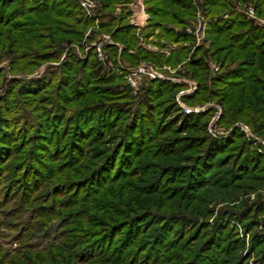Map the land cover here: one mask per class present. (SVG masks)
<instances>
[{
	"label": "trees",
	"instance_id": "1",
	"mask_svg": "<svg viewBox=\"0 0 264 264\" xmlns=\"http://www.w3.org/2000/svg\"><path fill=\"white\" fill-rule=\"evenodd\" d=\"M99 1L104 20L90 39L110 33L123 44L120 60L132 66L148 61L176 67L190 56L185 71L199 87L183 97L186 104L218 100L220 123L242 120L264 136V25L235 10L252 5L264 19V0H197L209 20L199 45L186 30L197 17L196 0H150L151 18L140 33L129 25V11L113 15L117 3L131 0ZM93 26L78 0H0V52L11 70L59 62L48 67L49 76L12 81L0 102V196L8 203L14 195L11 202L21 205L7 226L21 231L20 238L41 233L45 240L46 252L32 253L27 264H66L61 250L66 261L83 264H248L233 221L250 230L258 215L247 205L225 206L208 224L212 209L203 214L200 207L214 202L218 189L231 190L234 199L240 187L264 184V153L240 128L226 135L208 132L211 109L184 112L175 100L183 85L145 81L134 95L117 72L118 47L106 46L112 66L98 60L94 49L82 57L72 45H81ZM152 36L157 45L163 39L183 45L166 56L144 48L142 38L153 42ZM207 55L220 65L212 87ZM17 132L22 135L16 139ZM87 145L101 152L82 169ZM137 176L146 180L128 190L139 192L146 183L144 194L156 193L160 209H137L130 200L128 211L125 200L112 198L123 192L111 186ZM42 191L46 203L35 197ZM255 208L264 213L262 201ZM188 227L195 229L191 236ZM259 235L252 249L264 264V233ZM35 248L28 246L30 252Z\"/></svg>",
	"mask_w": 264,
	"mask_h": 264
},
{
	"label": "rangeland",
	"instance_id": "2",
	"mask_svg": "<svg viewBox=\"0 0 264 264\" xmlns=\"http://www.w3.org/2000/svg\"><path fill=\"white\" fill-rule=\"evenodd\" d=\"M78 1L81 3V0H78ZM95 1L97 4L95 7L91 8L92 15H90L88 13V9L85 8L81 4V6L84 9V11L86 12L87 16L91 20H93L94 26L84 34V39H83V42L81 45L73 44L72 47L82 57L85 56L91 49H94L95 53H96V57L98 58L97 50H96V44L99 42H102V43H104L103 52H104V55L106 56V58L104 61L100 60L99 58H98V60L102 61L106 65L112 66V62L109 60L110 59L109 58L110 53L106 50V46L107 45L116 46L119 48L118 59H119V65H120L121 69L123 68L121 66L122 64L125 66L127 65L126 69L135 67V66H132L130 64H126L125 61H123L124 62L123 63L120 60V53H121L122 49L124 48L123 44L115 41L110 33L101 32V33L97 34L94 39H90V36L92 34V30L93 29H99L102 25V21L104 20L103 11L101 9V2L99 0H95ZM149 1L150 0H148L146 2V6H147V3ZM130 3H126V2L117 3L114 7L115 9H114L113 15L116 17H120L122 15V13H124V11H129L130 15L127 19L128 23H129V25L136 27L138 30V33H140L141 31L146 29V27L148 26V22H149L151 17H150V14L148 13V11H146L147 16H148L146 19V24L144 26H140V27L135 25L134 23H132L134 12L130 6ZM146 10H147V8H146ZM235 10L241 11V9H239L238 7H236ZM246 16L249 19L254 20L255 23L264 25V19L258 17L256 14V11H255V17L254 18L248 16L247 14H246ZM204 18L207 20V24H208L209 20L205 16H204ZM205 38H206V30H205V36L203 39H205ZM150 39L153 42H148V41L144 40V38H142V43H143L144 48H146L149 51L162 53L166 56H169L172 51L180 49V47L183 45V43H180V42L171 41L168 39L167 40L163 39L162 40L163 46H161V45H157L154 43L156 40L155 37L152 36ZM201 42L197 43V41H196V45H199ZM209 45H210V41H207L206 46L209 47ZM64 57H65V54H63L62 59ZM189 59H190V56L188 57V60ZM204 59L208 63V65L211 67V70H212V71H210V77L207 80L208 86L212 87L214 85L213 79L216 78L217 75L220 73V71H219L220 65H218L216 63V61L213 60L209 55H207V57ZM188 60L182 62L181 64L177 65L176 67H174L170 64H165V63L162 65H157L155 63L148 62V61L140 62L143 64H152L157 70V71H152L154 73L155 77H151L149 74H144V73L141 74V72H139V71H128L125 69H122V71L120 70L117 72L125 75L126 83L133 89L134 95H136V96L138 95L140 88L144 84L145 81H165V82H172V83H175L177 85H183V87H181L176 92L175 100L184 112H186V113L202 112V111H206L208 109H211L212 115H211L210 120L207 123L208 132H210L211 134H213L215 136L216 135H226L232 129L240 128V130L244 133V135L246 136V138L248 139L250 144H252L255 148H258V150L261 153H264V136L257 134L254 131V129L252 128V126H250L248 123H246L245 121H242V120L234 121L233 124L230 126H227L225 124L220 123V117L222 116L223 108H222V106L218 100L207 101L204 105L190 106V105L186 104L183 97L185 95L195 93L199 87L198 81L195 78H191L190 76H188L187 71H185L184 64ZM54 64H59V62H50V63L40 64L33 71L16 72V71L11 70V61H10L9 57L6 54L0 52V72H2V76H3L2 78H0V102L3 101L4 97L6 98L9 96L10 88L12 87L11 86L12 81H14L15 79L16 80H29V79H33V78L38 79L41 77L49 76L50 71H49L48 67L50 65H54ZM168 67H170V69H167ZM135 73H137V74L135 75ZM130 78L136 79L137 84L132 85L130 83ZM40 96L45 98L44 94H40ZM0 108H1V103H0ZM16 121L18 123L20 121V118H17ZM20 127L21 128L24 127L22 123L20 124ZM18 132H19V130H18ZM18 132L15 135L16 139L22 135V134H19ZM32 147H33L32 144L29 145L27 148H25L26 150L24 151V153H26L27 151L30 152L31 149H33ZM97 149H99V150L97 151ZM85 150H86V152L84 153L85 155L83 156L84 162H82L84 167H81L82 169H84L85 167L91 166L95 162H97L99 160L98 154L101 152L100 147H97L94 145L85 146ZM9 163H13V162L9 161ZM0 165H2V164H0ZM3 166H4V164H3ZM74 169H77V168H74ZM85 170H87V169H85ZM10 176L11 175H9L8 177H10ZM138 177H140V178L137 179ZM70 178H73V177H70ZM137 178L136 177L135 178L134 177L133 178L128 177L126 180H121L118 184L111 186V187L115 188V191L119 190L120 193L123 192V193H121V195H115L116 193L112 194V198L113 199L115 198V199H118L121 201L125 200L126 201V205H125L126 209L128 208V206H130V200L134 205L138 206L137 209H140V208L145 209L146 207H148V209H150V208L160 209L161 205H162V203H160V202H162V201L159 200L158 196L155 195L156 193H153L150 197L147 196L146 194H144V193H146L145 191L143 192V190L146 187V183L144 184L143 187L141 186L142 188L140 186L138 187L141 192L140 191L139 192H132V191L128 190L133 185H135L137 187L138 183L140 181H142L144 178L146 180V177H143V176H137ZM65 181H68V180L65 179ZM120 185H121V187H120ZM122 185H124V187H122ZM125 186L127 187V190H125ZM240 188L241 189H238V193H239L238 196L234 199L232 197L233 195L231 193V190L223 191V190L218 189V191H220L219 197L216 198V200L212 203L203 204V206L200 207L202 210L201 212H203V214L213 213V216H211L207 220L208 224H210L213 221V218L225 206H237V205H239L240 207H242V206L245 207L247 205L249 207V211H253L252 216L257 214L258 219H260V222H258V223L256 222V224L253 226L252 229L245 230L244 225L240 221H236V220L233 221V223L237 227L238 234H239L240 238L244 241L243 247L240 249L239 253L241 256H243L246 259L248 264H260L257 253L254 252L252 249V244H253V237H254L255 233H258V234L260 233V235H263V233H264V213H260V208H255L258 205L259 201H262L264 203V184H262L258 187H255V188L250 187V188L244 189L243 186ZM210 191H212V190H209L206 193L209 194ZM43 192L44 191L38 192V193H36V196H35L36 199L38 201H40V203H46V200H48V198H49L48 195L43 194ZM132 195H134V196H132ZM13 197H14V195H13ZM13 197H11L10 202L6 203L4 197L0 196V264H27V258L32 253L35 257L38 255L41 256L44 254V252H46L44 250L45 246L42 247L43 244L45 243V240L43 243H41L43 241V239H40V238H42L41 233H39V234H30L29 233V234H26L25 237L23 236V238H20L21 235H19V233L21 231L19 232V230L12 229V228L7 226L10 223H14L10 217L11 216L16 217V213L18 212V210L20 209V206H21V205L17 204V202H11ZM146 198H149V199H146ZM51 199H53V198L51 197L49 201H51ZM54 199H55V197H54ZM55 203H57V201L56 202L54 201L53 207L49 206L48 210L53 209ZM127 203H128V205H127ZM20 204H21V202H20ZM208 209H212V210H210L209 213H207ZM128 211H130V210H128ZM261 212H262V210H261ZM204 220H205L204 217H200L199 222H205ZM14 227H16V226H14ZM194 230L195 229L193 227H190V228L188 227L186 232L188 233V235H190V234L193 235ZM68 235H70V237H72L76 234L69 232ZM185 239L189 240L188 236H186ZM65 241H68V239L66 238ZM50 242H51V240H47V244ZM39 244H40V246H37ZM28 246L36 247V248L32 249V251L30 252L28 250ZM25 247H26V249H25ZM59 253L62 254L63 260H65L66 264H83V263H78L77 261L73 262L72 259H68V261H66L67 260L66 251L61 250Z\"/></svg>",
	"mask_w": 264,
	"mask_h": 264
},
{
	"label": "built area",
	"instance_id": "3",
	"mask_svg": "<svg viewBox=\"0 0 264 264\" xmlns=\"http://www.w3.org/2000/svg\"><path fill=\"white\" fill-rule=\"evenodd\" d=\"M147 1L148 0H132V2L130 3V6L134 12L132 23H134L135 25H137L139 27L144 26L146 24V19L148 17L147 13H146V11H147L146 10V2ZM198 2L199 1H196V5L198 7L197 17L193 21V23L186 28L187 32L192 33L196 37L197 43L201 42L202 39L204 38L205 30H206V26H207V20L202 15V13L199 9L200 6H199ZM81 4L85 8H87L88 13L90 15H92L91 8L95 7L97 3L95 0H81ZM238 8L245 11V13L248 16H250L252 18L255 17V9L252 5L246 6V5L238 4ZM103 45H104V43H102V42H99L96 44V50H97L98 58L102 61H104L106 58V56L104 55V52H103ZM121 66L123 67L122 69H125L128 71H139V72H141V74L142 73L149 74L151 77H155L154 73L152 71H157L156 68L152 64L139 63L137 66H135L133 68H127V69H126L127 66H125L123 64ZM167 69H170V67H168ZM136 74L137 73H135V75ZM130 83L132 85H136L137 81H136V79L130 78Z\"/></svg>",
	"mask_w": 264,
	"mask_h": 264
},
{
	"label": "crops",
	"instance_id": "4",
	"mask_svg": "<svg viewBox=\"0 0 264 264\" xmlns=\"http://www.w3.org/2000/svg\"><path fill=\"white\" fill-rule=\"evenodd\" d=\"M130 2H132V0H131ZM130 2H129V3H130ZM146 8H147V6H146ZM126 66H127V65H126Z\"/></svg>",
	"mask_w": 264,
	"mask_h": 264
}]
</instances>
